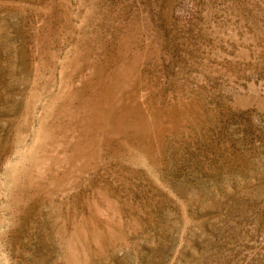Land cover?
<instances>
[{
  "label": "rangeland",
  "instance_id": "1",
  "mask_svg": "<svg viewBox=\"0 0 264 264\" xmlns=\"http://www.w3.org/2000/svg\"><path fill=\"white\" fill-rule=\"evenodd\" d=\"M0 264H264V0H0Z\"/></svg>",
  "mask_w": 264,
  "mask_h": 264
}]
</instances>
